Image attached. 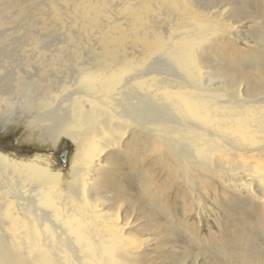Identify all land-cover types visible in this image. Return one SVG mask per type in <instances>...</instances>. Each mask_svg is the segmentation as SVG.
<instances>
[{"label": "bare ground", "instance_id": "obj_1", "mask_svg": "<svg viewBox=\"0 0 264 264\" xmlns=\"http://www.w3.org/2000/svg\"><path fill=\"white\" fill-rule=\"evenodd\" d=\"M63 1L72 47L89 48L75 87L13 121L50 150H0V264H144L141 202L152 225L174 211L163 242L179 232L202 245L183 224L193 218L221 226L204 241L225 263H264L251 243L264 228L244 212L264 207V0L229 1L251 38L213 0ZM60 135L76 147L61 170L50 154Z\"/></svg>", "mask_w": 264, "mask_h": 264}, {"label": "rangeland", "instance_id": "obj_2", "mask_svg": "<svg viewBox=\"0 0 264 264\" xmlns=\"http://www.w3.org/2000/svg\"><path fill=\"white\" fill-rule=\"evenodd\" d=\"M208 1L210 0H195L197 5L203 6L204 8L208 7L205 6L208 4ZM213 1L216 6L225 9V15H228V17L231 16L230 18L237 21L238 25L240 24L242 35L249 38L254 35L257 28L252 26L242 10L237 9L236 11V6H234V8L233 5L229 4V1L232 0ZM64 3L63 0H0V92H6V95L2 97L4 101H0V150L2 146L13 152L19 151V147L39 152L50 150L51 145L49 143L43 144V142L37 139L31 140L25 138L23 126L15 124L13 121L22 120L27 116L42 111L49 105L55 104L63 94L75 87L80 78L79 63L81 62L80 59H84L81 55L86 53L89 47H87L86 44H82V48L80 45V51L72 47V43L80 37L78 33L79 29L69 27L70 18L67 10L69 8ZM63 5L66 7H62ZM51 9L53 10L51 11ZM54 11L57 12V17H55ZM91 38L92 36L87 38L81 37L80 40H85L87 41V45H90L92 44L89 40ZM34 41H36V43H34ZM79 54L82 58L79 57ZM50 59L53 60V63ZM48 81H51L53 85ZM58 83L59 86L57 87ZM61 88L62 90H60ZM50 99H52V101ZM25 106L29 108L26 109ZM59 138L57 149L63 150L64 152L67 150L65 164H62L63 169H66L69 167L67 165H70L72 157H74L76 147L68 137L60 135ZM60 157L61 156H57L56 158L59 160ZM163 177L157 173V175L154 176L156 180H154L162 182ZM157 187L161 190L163 188L160 184H158ZM163 192L166 193L164 195L166 200L175 194L171 193L168 189L166 190V187ZM141 203H139L138 212L134 216L137 218L138 224L136 228H138V233L141 234L145 241H147V239L149 240L148 246L143 248L145 252L144 257L146 258V256H148L144 260V264H228L220 258L222 252L215 247L212 238H209V240L207 239V243L204 241L210 234L219 236V234H216L215 226L219 227L218 229H220L221 226L218 224L212 226L211 223H206L204 221L198 224L193 218H186L183 224L188 231L202 240V245H197V243H195L197 241L191 239L187 234L179 232L170 236L171 238H169L168 243L167 239L163 242L160 238L162 235L157 237L156 234L159 231H163L164 235L162 221L176 224L174 211L172 217L162 218L163 220L161 219L160 223L156 222L159 225L155 226L156 223L152 225L153 219L152 223L148 221L151 216L147 214L145 207L141 206ZM244 212H246V215L250 218L249 222L256 224L254 225L255 227L258 228V224L261 223L262 228H264V207L262 208V214H260L259 211L254 213L250 206H246V211L244 209ZM217 215H219V218L222 216L220 213H217ZM249 222L244 225L243 232L253 231V228L248 226ZM222 224L230 226V224L226 223L224 220H222ZM160 225L161 228L158 230ZM225 236H228V234ZM252 241L251 243L256 246V249L258 248V252L264 254V247H262L264 246V240L258 239ZM258 245L260 247H258ZM188 247H190L191 250L187 251V249H189Z\"/></svg>", "mask_w": 264, "mask_h": 264}, {"label": "flooded vegetation", "instance_id": "obj_3", "mask_svg": "<svg viewBox=\"0 0 264 264\" xmlns=\"http://www.w3.org/2000/svg\"><path fill=\"white\" fill-rule=\"evenodd\" d=\"M1 150L2 151H6L7 153H10V154H12V155H16V153L17 154H19L20 153V151H12V150H10V149H8V148H6V147H1ZM52 156H53V158H54V160H55V162L57 163V165H58V167H59V169L61 170V169H63V165L65 164V161H66V155H67V150H65V152L63 151V150H59L58 151V153L57 154H52V153H50ZM65 154V155H64ZM59 157V156H61L60 158H59V160L56 158V157ZM63 156H65L64 158H65V161H64V163H63V160H62V157ZM63 164V165H62Z\"/></svg>", "mask_w": 264, "mask_h": 264}, {"label": "water", "instance_id": "obj_4", "mask_svg": "<svg viewBox=\"0 0 264 264\" xmlns=\"http://www.w3.org/2000/svg\"><path fill=\"white\" fill-rule=\"evenodd\" d=\"M19 151H22V152H25V151H31V150H29V149H25V148H21V149H18ZM65 155V154H64ZM65 156H63L62 157V160H63V162L65 161V158H64Z\"/></svg>", "mask_w": 264, "mask_h": 264}]
</instances>
